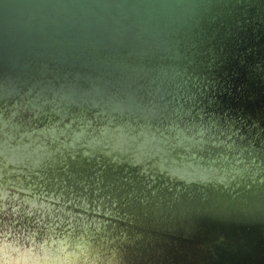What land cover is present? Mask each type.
<instances>
[{
	"label": "water",
	"instance_id": "obj_1",
	"mask_svg": "<svg viewBox=\"0 0 264 264\" xmlns=\"http://www.w3.org/2000/svg\"><path fill=\"white\" fill-rule=\"evenodd\" d=\"M5 241L264 264V0H0Z\"/></svg>",
	"mask_w": 264,
	"mask_h": 264
},
{
	"label": "clouds",
	"instance_id": "obj_2",
	"mask_svg": "<svg viewBox=\"0 0 264 264\" xmlns=\"http://www.w3.org/2000/svg\"><path fill=\"white\" fill-rule=\"evenodd\" d=\"M0 264H24L19 256L18 247L10 246L7 241L0 242Z\"/></svg>",
	"mask_w": 264,
	"mask_h": 264
}]
</instances>
